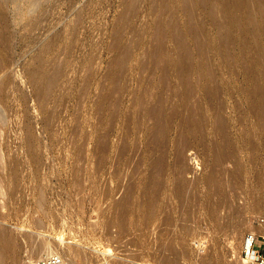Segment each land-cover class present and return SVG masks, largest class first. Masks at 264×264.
<instances>
[{"label": "rangeland", "instance_id": "rangeland-1", "mask_svg": "<svg viewBox=\"0 0 264 264\" xmlns=\"http://www.w3.org/2000/svg\"><path fill=\"white\" fill-rule=\"evenodd\" d=\"M259 224L264 0H0V264H247Z\"/></svg>", "mask_w": 264, "mask_h": 264}, {"label": "built area", "instance_id": "built-area-1", "mask_svg": "<svg viewBox=\"0 0 264 264\" xmlns=\"http://www.w3.org/2000/svg\"><path fill=\"white\" fill-rule=\"evenodd\" d=\"M253 231L245 233L242 241L241 258L247 264H264V241ZM31 264H66L60 254H50L36 259Z\"/></svg>", "mask_w": 264, "mask_h": 264}, {"label": "bare ground", "instance_id": "bare-ground-1", "mask_svg": "<svg viewBox=\"0 0 264 264\" xmlns=\"http://www.w3.org/2000/svg\"><path fill=\"white\" fill-rule=\"evenodd\" d=\"M183 184V186L181 187V189L178 191L179 193H183V191H184V189H183V187H184V185H185V183H184V181L182 182ZM238 226H240V228L242 227V226H246L247 225V222H241V223H238L237 224ZM237 227V226H236ZM259 235H263L264 236V224H259V227L255 230ZM2 235V234H1ZM9 236V235H8ZM2 238L3 239H1V241L3 240H6V239H4L5 237H3V235H2ZM12 239V238H11ZM3 241H2V243L1 244H3ZM1 244H0V249L4 252L5 250H7L6 249V247H7V245H4L5 244V241H4V244L1 246ZM36 246V245H35ZM51 246V245H50ZM37 248L35 249V251L34 252H40L41 253V251H45V250H47V255H50V254H58V253H54L53 252V249H49V246L47 245V243H41V244H39V246H38V244H37V246H36ZM54 248V247H53ZM10 249V248H9ZM6 252V251H5ZM29 252V251H28ZM71 253V252H70ZM72 254V253H71ZM47 255H45V256H47ZM42 257H44V256H42ZM42 257H39V258H42ZM39 258H37V259H39ZM70 258V257H69ZM17 260V259H16ZM19 261V260H18ZM21 261V260H20ZM23 261V260H22ZM35 261V260H34ZM74 262V261H73ZM19 264V263H18Z\"/></svg>", "mask_w": 264, "mask_h": 264}]
</instances>
